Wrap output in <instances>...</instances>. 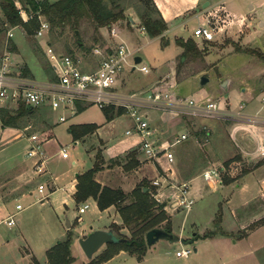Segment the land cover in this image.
<instances>
[{"label": "rangeland", "instance_id": "374dc122", "mask_svg": "<svg viewBox=\"0 0 264 264\" xmlns=\"http://www.w3.org/2000/svg\"><path fill=\"white\" fill-rule=\"evenodd\" d=\"M227 3L230 11L239 16L234 17L227 7H223L232 24L214 41L203 43L195 40L193 35L201 17L186 20L183 31H165L162 37L150 38L137 30L140 22L137 9L142 6L140 0H121L124 14L129 19L132 18L133 22L130 21L129 25L127 20H122L113 27L119 38L141 57L139 66L148 67L149 73L144 74L137 69L131 73L125 72L118 82L117 91L122 94L144 92L161 82L165 86H172V93L178 97L187 96L195 101L220 99L221 106H229L231 110H240L242 113L264 111V58L244 51L253 49L261 52L264 57V0H226L225 4ZM222 4H206L196 13L200 14L203 20L207 13L215 12ZM1 17L0 14V56L8 54L11 62L9 74L12 77L18 76L21 67L26 66L29 76L25 77L33 84L53 80L50 63L44 54L47 42L56 51L78 58L82 69L93 70L96 61L92 49L97 45L112 46L118 41L107 28L96 32L88 19L81 21L77 34L67 26L61 32L49 28L44 38H36L27 36L21 26L8 27L2 24ZM9 32L11 35H8ZM77 37L81 46L76 43ZM189 37L193 38L202 50L200 56H182V48L177 46L174 40ZM166 40L168 44L163 45ZM15 44L18 46L17 50ZM12 45L14 48L10 49ZM201 76L207 78L203 86L199 85ZM19 103L4 102L0 103V107H16ZM84 105L87 107L82 112L70 113V110L62 109L53 111L44 104L33 108L32 113L21 117L17 123L16 127L23 129L26 134L41 130L47 134L53 124H56L55 142L51 143V152L57 149L59 151L60 147L66 145L69 157H51L50 172L55 178L51 186L54 191L42 203L31 204L36 199L34 194L37 193V188L33 190V196H17L7 203L10 208L18 201L23 210L15 213L16 223L10 230L0 222V264H35L34 260L38 262L44 250L51 247L54 231L65 229L67 222L75 243L77 238L85 237V232H91V229L110 225L112 221L121 222L115 207L100 211L91 197L85 200L89 205L88 209L78 214L77 207L80 203L76 204L71 197V184L76 174L92 168L97 154L105 163L109 158L123 156L124 152L135 146L137 136L134 133H125L132 122L123 106L110 105L115 109L122 108L123 113L104 123L105 116L101 108L87 103ZM147 112L160 139H170L178 132L187 133V139L173 149L176 164L172 166L173 169L192 167L194 171L199 172L203 168H214L218 170L222 183L226 184L225 179L231 182L238 179L240 182L245 174L264 163L263 159L254 164L236 162L239 153L227 159L231 147L221 128L232 122L179 116L173 119L171 115L160 111ZM60 114L66 117L65 121H59ZM170 118L172 120H169ZM86 121L104 123L98 130L103 140L93 134L85 136L83 140L78 139V142L70 138L67 127L75 122ZM26 126L28 129L24 130ZM210 126L218 131L214 136L210 132ZM10 144L18 150L17 159L25 160V139L18 137ZM135 147L138 148V143ZM136 157L138 164L133 169L125 170L121 165L108 167L104 163L102 171L95 176L105 184L121 188L125 192L142 185L143 181L150 185L156 172L151 163L140 154L139 149ZM170 180L182 183L179 180ZM247 180V189L241 191L235 187H218L220 181L214 183L217 187L214 184L210 187L201 178H197L194 183H201L205 196L197 198L189 210H174L168 205L166 214L170 230L185 240H193L199 234L201 236L217 229L223 231L215 232L212 237H201L202 239L199 238L194 243L181 244L158 240L151 247L148 246L140 258L136 254L126 252L113 256L107 264H264V224L253 231L248 232L245 229L251 222L264 216V167L249 174ZM165 195H170V192L165 191ZM226 199H229V202L226 203ZM165 200L164 196L163 201ZM14 212L15 210L12 213ZM79 215L82 218L80 222L77 220ZM120 232L130 236L127 228L120 229ZM234 241L237 243L233 244ZM76 246L79 247V244ZM104 248L105 245L101 246L90 259L97 260ZM177 248L191 249L192 253L187 258L176 259L174 251ZM194 248H197V253H194ZM81 254V264H87L89 259Z\"/></svg>", "mask_w": 264, "mask_h": 264}, {"label": "built area", "instance_id": "2783aa9c", "mask_svg": "<svg viewBox=\"0 0 264 264\" xmlns=\"http://www.w3.org/2000/svg\"><path fill=\"white\" fill-rule=\"evenodd\" d=\"M20 15L25 22L32 15L20 9ZM222 6L215 12H209L204 19L193 30V35L202 42H212L221 35L231 24V19ZM38 27L34 32L36 38H44L49 31V23L37 15ZM110 34L117 37V42L110 46H95L92 54L95 58V68L84 70L80 67L79 59L68 53L56 51L47 42L44 54L54 75V80L41 84H33L25 76L18 74L12 77L10 71V58L7 53L0 56V103L15 102L23 103L30 108H38L47 104L50 109L57 111L70 110L75 113V101H81L89 105L103 108L110 105L123 106L127 116L132 122L126 130V134L134 133L138 138V149L140 154L153 166L156 175L150 182L151 196L157 203H163L166 211L168 205L174 210H189L194 198L190 193L189 182H172L168 176L175 164L174 147L187 139L186 132L175 133L170 139H160L156 129L152 126L147 110H156L161 113L179 117H193L214 119L217 121H229L238 124H246L264 128V117L254 114L247 115L240 110L233 111L227 106H221L218 100L195 101L190 97H178L171 91L172 86H165L161 82L151 86L147 91L138 93L122 94L117 91L118 82L123 74L131 73L137 69L144 74L149 73V68L140 63H135V50L131 49L122 39L113 26L107 27ZM137 30L145 34L144 28L139 24ZM8 35H11L9 32ZM147 92V93H146ZM264 101V97L262 98ZM66 117L60 114L59 121H65ZM28 127H25V130ZM28 147L25 156L32 160V167L36 174L46 175L48 154L37 140L35 134L27 135ZM60 156L68 157L65 146L60 147ZM260 156H264V146L260 149ZM202 178L208 185L220 181L217 169L210 168L202 172ZM170 188V195H165L164 190ZM155 189V190H154ZM39 197L35 202H41L46 198V185L41 183L37 186ZM164 195L166 202L163 201ZM87 202H82L77 207L78 214L88 209ZM23 210L20 203L15 205V212L10 213L2 222L7 226L16 223L15 213ZM77 220H82L77 216ZM192 253L191 249L181 248L175 252L178 257L186 258Z\"/></svg>", "mask_w": 264, "mask_h": 264}, {"label": "trees", "instance_id": "16d2710c", "mask_svg": "<svg viewBox=\"0 0 264 264\" xmlns=\"http://www.w3.org/2000/svg\"><path fill=\"white\" fill-rule=\"evenodd\" d=\"M140 4L142 5L141 8L137 9V16L140 20L139 25L144 28L145 34L150 38L162 37V34L167 30V24L155 3L153 0H140ZM20 9L31 14L32 17L24 22L19 12ZM0 14L2 15V24L8 27L21 26L27 36H34V32L38 27L37 15H41L47 20L50 30L60 32L67 26L75 32L83 19H88L93 24L96 32L101 28L111 27L122 20H127V24L130 25V19L124 14L121 0H0ZM174 41L177 46L182 48L183 57L187 55L196 57L202 53V50L198 48L197 43L191 37L187 39L176 38ZM76 43L82 45L78 37ZM166 44H168L167 40L163 42V45ZM13 48L12 45L10 49ZM244 51L264 58L262 53L256 50L245 49ZM20 74L29 76V69L26 66L21 67ZM52 78L54 80V75H52ZM86 107L83 102L75 101L76 112H80ZM101 110L107 121L123 113L122 108L115 109L113 106H106ZM32 112L33 108L27 107L23 103L17 104L16 107H0V122L2 126L16 127L21 117L28 116ZM97 128L98 125L94 123L72 124L68 126L67 131L72 140L76 141L94 133ZM137 151L138 148L133 147L124 152L123 156L109 158L108 163H105L103 158L97 154L92 168L76 176L77 182L73 193L76 204L82 203L91 197L96 201L100 211L111 206L115 207L121 220L118 224L112 222L109 225L117 240L106 243L104 250L99 254V258L97 260H94V258L89 259L87 264L105 262L121 250L136 254L140 258L148 247L145 240V234L148 230L162 227L171 231L169 218L163 209L164 204L157 203L152 198V188L146 181H143L142 185L134 187L130 192H125L121 188L101 185L95 178L96 173L103 169L104 163L108 167L121 165L125 170L133 169L138 164ZM225 180V183L230 182L229 179ZM263 224L264 216L251 222L245 229L248 232L253 231ZM122 228H127L130 231V236L122 234L120 232ZM220 231L222 230L217 229L208 234L197 235L193 240L199 237L205 238ZM72 241L73 232L69 229L63 240L57 241L47 249L48 264L73 263L75 257L70 250ZM34 263L38 264L35 260Z\"/></svg>", "mask_w": 264, "mask_h": 264}, {"label": "crops", "instance_id": "0c3cea01", "mask_svg": "<svg viewBox=\"0 0 264 264\" xmlns=\"http://www.w3.org/2000/svg\"><path fill=\"white\" fill-rule=\"evenodd\" d=\"M153 2L155 3V5L158 8L162 18L165 20V22L167 24V30H166L167 33L168 32L174 33L176 30H180V31L185 30L186 20H188L189 18H192V17L193 18L195 17L196 19L201 17L200 18L201 19L200 23H201L202 22V16L200 14H197L196 12H198L197 10L199 8H203L206 4L213 6L215 4L223 3L225 6L223 4L220 6L227 7L228 9L230 8V7H228L229 6L228 3H227V5L225 4L226 0H153ZM194 12L197 14V16ZM229 12L234 17L239 16V15L231 12L230 9H229ZM15 47H16L15 49L17 50L18 46L16 44H15ZM84 109H86V108H84ZM82 111H80V112H82ZM75 113H78V112H75ZM256 113H258V115L264 117V111H262V110H258L255 113L249 112V113H244V114L254 115ZM103 116H104V114H103ZM170 117L174 119V117H176V116H170ZM171 118L169 120H172ZM106 122H107V120L105 119L104 123H106ZM53 123H56V122H53ZM84 123H94V124L98 125V128L92 134L97 135V138L99 140H103L99 136L98 130L104 123L97 124L96 122H93V121H86V122H75L72 124H84ZM72 124H70V125H72ZM53 125L54 126H52L50 128V130L48 131L47 134H45V132L43 130H41L39 132H35V133L32 132V133L26 134L22 131L23 129L21 130L18 127H12V126H2V124L0 122V222H2V220H4L10 213L13 212L15 210V205L17 203H19L18 201H16L15 204L9 208L7 206V203L10 202L12 200V198H16L17 196L18 197L24 196L26 194H28L29 196H33V190L35 188H37V186L43 182L46 185L47 196L45 199H43L41 201V203L44 200H46L48 196L51 195L52 191H54L53 186H51V185L54 182L55 178L53 177V175L50 172L51 165H50L49 161H50L52 156L54 157V155L61 158V159H67L69 157V155L67 158L61 157L58 149H57V151L51 152V150H52L51 149V143L55 142L54 130L56 128L55 127L56 124H53ZM210 128H211L210 132L213 136H214V134L218 133V131L216 129H213L211 126H210ZM24 130H25V127H24ZM66 131H67V129H66ZM221 131L224 135V138L227 140V142L229 143V145L231 147L230 151L228 152L229 156H227V159L232 157L233 155L239 153L238 157H236V162H242V163H245V162L251 163L252 162L254 164L258 160H261V159L264 160V156H260V149L262 146H264V128L248 126L246 124H238V123L232 122V123L226 124L225 128H223V129L221 128ZM207 132H209V131L207 130ZM30 134H35V136L37 137V140L41 143L42 147L45 149V151L48 154V160H47V164H46V168H47L48 173L46 175L36 174L33 170V167H32V160L25 156L26 150L28 147V140H27L26 136L30 135ZM207 134H209V133H207ZM18 137H23V139H25V141H26V145H25L26 148H25V152H24V156L26 157L25 160H23V159L18 160L17 159V157H16V150L17 149H15V146L12 147L11 146L12 144H10V143H14V141H16ZM70 138L72 139L71 135H70ZM75 142H78V140H76ZM137 143H138V138H137ZM137 143L135 144V146L137 145ZM64 146L66 147V145H64ZM72 163H74V161H72ZM261 167H264V163H262L259 167H256L255 169L251 170L249 173L245 174L240 182H238L237 181L238 179H237L234 182L230 181L226 184H223L222 180L220 178L221 181L219 182L220 184L218 187H223V186L224 187H235V189H237V190L239 189L241 191H244L248 187V180H247L248 175L251 174L252 172H254L257 168H261ZM204 170H206V169L203 168L202 171L198 172V171H194V169L192 167H188L186 169H179V170L175 169V168L173 169V167H172V172L169 173L168 176L170 179H173V180H179L181 182H183V181L189 182L191 184L190 193H191L192 197L194 198V200H196L197 198H202L203 196L206 195V193L202 189L201 183H194L195 179L201 178L202 181H204L207 185V182L205 180H203L202 175H201ZM101 171H99V172H101ZM76 176H77V174H76ZM95 178L101 185L109 186V185L105 184V182L100 180V178H98V176H95ZM76 182L77 181L75 178L73 180V183L71 184V188H72L71 197H72V199H73V193L75 192ZM209 186L211 187V185H209ZM109 187H112V186H109ZM51 189H53V190H51ZM165 191H169L170 193L172 192V190L170 188H166L164 190V193H165ZM34 197H36V198L39 197L38 192L36 194H34ZM35 200L32 201L31 204L33 202L35 203ZM227 202H229V199H226V203ZM112 207L113 206L108 207L104 211H108ZM224 208L226 209V207H224ZM222 214H223V212H222ZM112 222H115L118 224V221H112ZM5 226H6L7 230L11 229V226L9 227L6 224H5ZM108 228H109V225L104 226V227H98L97 229H108ZM69 229H70V225H66L65 229H59V230H56V232L54 231L55 235L52 237L54 239H52L53 241H52V244L50 246L54 245L57 241L63 240L66 237V234H67ZM92 230L93 229H91V231ZM85 233L88 234L89 232H85ZM199 236H200V234H199ZM210 237H212V236H210ZM199 238L202 239L201 237H199ZM199 238H197L196 240H192V242L193 243L197 242V240ZM188 240H191V239H188ZM157 242H155V243H157ZM177 243H179V242H177ZM236 243H237V241L233 242V244H236ZM76 245H78V238L76 239V243H75V241L74 242L72 241V243L70 245L71 254L75 257V261L71 264L83 263V257L81 254V253H83V251L80 248V246L78 247ZM74 247H76V248H74ZM46 250L47 249L44 250L43 256L41 258L39 257L38 264H48L46 254H45ZM177 250H179V249L177 248L174 252H176ZM75 251H76V253H75ZM193 251H194V253L198 252L197 248H194ZM123 253H126V251L121 250L116 255H114V257L119 256ZM174 256L176 259L183 258V257L176 256L175 253H174ZM85 258H86V256H85ZM110 260L111 259H109L106 262L101 263V264H107Z\"/></svg>", "mask_w": 264, "mask_h": 264}, {"label": "water", "instance_id": "95a60500", "mask_svg": "<svg viewBox=\"0 0 264 264\" xmlns=\"http://www.w3.org/2000/svg\"><path fill=\"white\" fill-rule=\"evenodd\" d=\"M130 21L133 22V19L130 18ZM78 31L75 30V34H77ZM141 57L135 56L134 62L140 63ZM207 82V78L204 76H201L199 78V85L203 86ZM225 83V82H223ZM67 225L69 223L67 222ZM116 237L112 231L111 228L108 229H96L89 232L85 237L78 238V244L80 248L82 249L84 255L87 259L92 258L93 254L103 245L109 242L116 241ZM145 240L147 246L153 245L158 240H166L170 242H179L181 244L191 243L192 240H185L184 238L180 237V235L165 230L162 227H156L148 230L145 234Z\"/></svg>", "mask_w": 264, "mask_h": 264}]
</instances>
